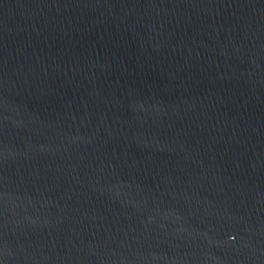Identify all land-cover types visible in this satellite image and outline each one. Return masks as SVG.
Here are the masks:
<instances>
[{"label":"water","instance_id":"1","mask_svg":"<svg viewBox=\"0 0 264 264\" xmlns=\"http://www.w3.org/2000/svg\"><path fill=\"white\" fill-rule=\"evenodd\" d=\"M0 264H264V0H0Z\"/></svg>","mask_w":264,"mask_h":264}]
</instances>
